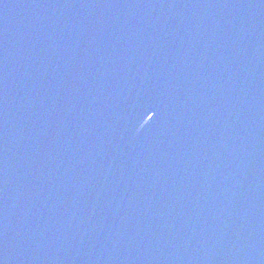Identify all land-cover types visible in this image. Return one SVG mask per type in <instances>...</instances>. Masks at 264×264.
Segmentation results:
<instances>
[{
    "label": "water",
    "instance_id": "1",
    "mask_svg": "<svg viewBox=\"0 0 264 264\" xmlns=\"http://www.w3.org/2000/svg\"><path fill=\"white\" fill-rule=\"evenodd\" d=\"M0 264H264V0H0Z\"/></svg>",
    "mask_w": 264,
    "mask_h": 264
}]
</instances>
